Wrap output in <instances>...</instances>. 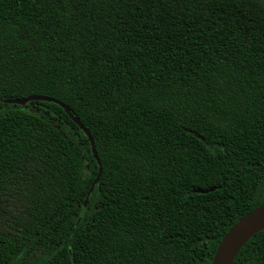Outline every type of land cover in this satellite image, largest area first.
I'll list each match as a JSON object with an SVG mask.
<instances>
[{
	"label": "trees",
	"instance_id": "trees-1",
	"mask_svg": "<svg viewBox=\"0 0 264 264\" xmlns=\"http://www.w3.org/2000/svg\"><path fill=\"white\" fill-rule=\"evenodd\" d=\"M262 202L264 0H0V264H211Z\"/></svg>",
	"mask_w": 264,
	"mask_h": 264
},
{
	"label": "water",
	"instance_id": "water-1",
	"mask_svg": "<svg viewBox=\"0 0 264 264\" xmlns=\"http://www.w3.org/2000/svg\"><path fill=\"white\" fill-rule=\"evenodd\" d=\"M31 100L52 101L58 103L71 117V119L80 127V129H82L87 135L92 146L93 156L97 160V163L99 165L98 175L90 187L91 191L93 186L97 184L101 173L100 161L95 150L91 134L80 122V119L71 112L70 108L67 105L51 97L44 95H30L23 98L8 99L5 102L23 105ZM214 189L215 187L210 189H194V191L206 193ZM87 200L88 197H86L85 199V204L87 203ZM262 229H264V202L240 217L228 229L215 250V253L211 260V264H232L239 250L253 235L261 231Z\"/></svg>",
	"mask_w": 264,
	"mask_h": 264
}]
</instances>
